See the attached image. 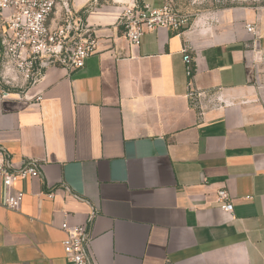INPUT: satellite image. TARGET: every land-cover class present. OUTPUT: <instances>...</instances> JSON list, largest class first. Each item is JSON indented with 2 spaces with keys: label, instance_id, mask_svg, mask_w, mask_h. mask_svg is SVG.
<instances>
[{
  "label": "crops",
  "instance_id": "crops-1",
  "mask_svg": "<svg viewBox=\"0 0 264 264\" xmlns=\"http://www.w3.org/2000/svg\"><path fill=\"white\" fill-rule=\"evenodd\" d=\"M71 2L98 51L0 98V161L41 172L15 182L17 209L0 187V264H69L64 221L88 226L96 264H264V2L209 13V27H158L139 45L125 8L170 0ZM219 94L237 103L212 109Z\"/></svg>",
  "mask_w": 264,
  "mask_h": 264
},
{
  "label": "built area",
  "instance_id": "built-area-1",
  "mask_svg": "<svg viewBox=\"0 0 264 264\" xmlns=\"http://www.w3.org/2000/svg\"><path fill=\"white\" fill-rule=\"evenodd\" d=\"M58 8L63 12V21L52 27L49 21ZM206 19L209 27L213 17ZM120 21L128 41L139 45L145 33L161 26L181 30L189 19L165 5L161 8L127 7ZM245 28L253 37H259L255 22H246ZM97 51V37L80 17H76L71 0H0V85L3 86L0 98H7L12 89L23 90L35 84L49 67L82 68L87 58ZM184 58L190 61L188 53ZM35 100L41 101L42 96L37 95ZM236 103L235 97L219 94L212 109H225ZM205 113L201 112V116ZM40 173L35 162L24 161L21 167H16L3 157L0 161V187L5 188L3 204L10 209L19 208L25 193L15 187V182L37 177ZM218 196L224 201L222 208L232 212L234 205L228 190L220 189ZM61 228L67 234L63 247L69 264H96L88 226L64 221Z\"/></svg>",
  "mask_w": 264,
  "mask_h": 264
},
{
  "label": "rangeland",
  "instance_id": "rangeland-1",
  "mask_svg": "<svg viewBox=\"0 0 264 264\" xmlns=\"http://www.w3.org/2000/svg\"><path fill=\"white\" fill-rule=\"evenodd\" d=\"M263 2L264 0H170L168 5L174 12L187 16L190 22L202 17V26L208 27L206 18L212 17L209 13L220 9L256 5Z\"/></svg>",
  "mask_w": 264,
  "mask_h": 264
}]
</instances>
